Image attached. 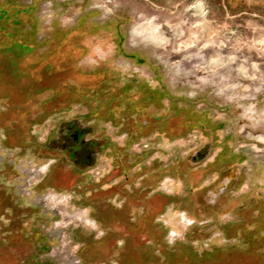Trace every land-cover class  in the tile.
Returning <instances> with one entry per match:
<instances>
[{"label":"rangeland","instance_id":"1","mask_svg":"<svg viewBox=\"0 0 264 264\" xmlns=\"http://www.w3.org/2000/svg\"><path fill=\"white\" fill-rule=\"evenodd\" d=\"M0 35V193L9 196L0 264H72L75 255L82 264H122L125 255L163 264L167 249L176 263L196 264L185 248L234 241L219 227L246 216L234 208L258 204L264 219V0H0ZM112 76L101 94L127 86L156 97L140 117L149 127L124 150L137 160L125 176L103 153L78 191L41 188L44 139L86 115ZM165 114L178 122L173 138L150 127ZM100 126L122 150L126 127ZM7 127L21 128L18 140ZM225 166L240 173L237 187L205 210ZM11 217L19 227L3 232ZM42 236L52 241L46 252Z\"/></svg>","mask_w":264,"mask_h":264},{"label":"flooded vegetation","instance_id":"2","mask_svg":"<svg viewBox=\"0 0 264 264\" xmlns=\"http://www.w3.org/2000/svg\"><path fill=\"white\" fill-rule=\"evenodd\" d=\"M3 41L4 36L0 35V42ZM112 78L114 77H108L106 81L103 80V83L100 82L98 86H96L97 89L91 96L93 99L92 105L89 107V111L86 115L71 117L63 121L58 124L57 130H54L52 134H50V132L44 139L41 147L43 148V155L45 156L44 159L46 163L44 164L43 174H41L39 179L41 188L52 187L59 191L63 189L73 192L78 191V188H81L79 185L84 184L83 180L86 178L87 173L90 169L98 165L100 156L103 153H109L113 167L116 169L115 171L121 172L125 176L127 175V171L137 160L135 157L129 160L124 150L132 141L135 131L139 134L135 137H139L143 134L142 129L146 126L149 127L148 122L146 121L143 123L140 117L145 114L148 107L155 102L156 97L151 91H144L138 88L137 91H135L137 97H134V95L128 93L129 87L127 86H115L109 92L107 91L101 94L100 89L102 86L107 87L111 85L113 83ZM174 109L173 107V110ZM173 113L175 112L173 111ZM131 114H134L133 119H131V121H125L124 117L130 116ZM153 120H155V122L150 124V127L158 128L160 131H167L166 134H168L169 138H173V132L178 130L176 127L178 122L176 124H170L171 121H169L167 114L154 117ZM102 122H109L111 125L117 126L119 130H123L126 127V139L122 150L116 149L111 138L105 135L100 126ZM191 122L192 119L186 122L183 125L184 128L190 127ZM7 128L8 130L11 129L10 127ZM20 129L21 128H15L13 131L11 129L12 134L16 136L14 140H18V132ZM22 140L24 139L20 137V142H23ZM108 147L111 149L107 151ZM202 153L203 150L201 149L197 151L190 157L191 161L195 162L198 155ZM239 175L240 173L233 170L230 166H225L223 169L219 170L216 179L205 191L207 198L205 210L213 209L218 203H221L226 197L230 196L229 194L233 188L237 187L236 184ZM59 191L55 192L60 193ZM8 201L9 196L0 193V203L3 208L9 206ZM256 208H259L258 204H254L253 207L246 206L241 209L234 208L233 211L239 214L244 213L246 216L244 218L240 216L242 219L230 221L226 224L219 223V227L224 229L223 232L226 237H229L228 235L230 234L234 235V241L222 246L210 247L201 252L207 254L206 258L200 264H228L229 260L226 255H237V253L249 257L258 255L260 259L256 264H264V252H261V249L264 247V219H261V211L255 213ZM50 214L54 217L57 216L54 212ZM254 222L257 223L251 225V223ZM13 225L19 227L13 222L11 217V221L3 232H6L10 227L14 228ZM134 226L136 227L134 224L131 225V227ZM33 229L35 232V228ZM19 232L21 231L19 230ZM262 232L263 234H261ZM42 238L43 236L41 239ZM45 248L46 245L43 241L40 251L46 252ZM218 255H221V257L218 258ZM125 256V259L122 260V264H135L134 257L130 258L128 255ZM36 260V257H29L26 264H36ZM37 261L41 264L39 260ZM234 264L241 263L235 262Z\"/></svg>","mask_w":264,"mask_h":264},{"label":"trees","instance_id":"3","mask_svg":"<svg viewBox=\"0 0 264 264\" xmlns=\"http://www.w3.org/2000/svg\"><path fill=\"white\" fill-rule=\"evenodd\" d=\"M51 217L53 218L54 216L53 215H51ZM46 240L45 238H42L41 240ZM52 244V241H48V243H47V245H46V248H45V250H47L48 249V247L50 246ZM181 244H183V243H181ZM182 246V245H181ZM185 249H187V252H189L190 253V258L191 259H195V263L196 264H200L205 258H206V254L207 253H200V254H196V253H194V251H192V249L191 248H185ZM177 257V256H176ZM176 257H175V253L173 252V251H171L170 249H167L166 250V252H163V260H162V263L163 264H185V263H176L175 261H174V259H176ZM150 259H152V260H156L157 259V256H153V255H151V257H150ZM171 260V261H170ZM173 260V261H172ZM168 262V263H167ZM36 264H39V262L36 260ZM51 264H54V263H51Z\"/></svg>","mask_w":264,"mask_h":264},{"label":"built area","instance_id":"4","mask_svg":"<svg viewBox=\"0 0 264 264\" xmlns=\"http://www.w3.org/2000/svg\"><path fill=\"white\" fill-rule=\"evenodd\" d=\"M43 169H44V167H43ZM32 171H34V168H32ZM44 171V170H43ZM31 184V182L29 181V185ZM53 197V196H55L54 194H50V195H47V196H44V199L45 200H48L49 202H50V200H49V197ZM59 213V212H58ZM60 214V213H59ZM73 261H71V263L72 264H82V262H81V260H80V258L78 257V256H74L73 257V259H72Z\"/></svg>","mask_w":264,"mask_h":264},{"label":"bare ground","instance_id":"5","mask_svg":"<svg viewBox=\"0 0 264 264\" xmlns=\"http://www.w3.org/2000/svg\"><path fill=\"white\" fill-rule=\"evenodd\" d=\"M52 197V196H51Z\"/></svg>","mask_w":264,"mask_h":264}]
</instances>
